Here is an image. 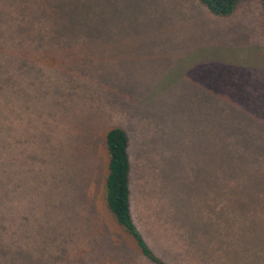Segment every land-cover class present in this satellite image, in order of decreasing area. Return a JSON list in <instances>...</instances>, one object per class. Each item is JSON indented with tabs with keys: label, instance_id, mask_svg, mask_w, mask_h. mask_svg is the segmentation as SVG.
Returning <instances> with one entry per match:
<instances>
[{
	"label": "rangeland",
	"instance_id": "374dc122",
	"mask_svg": "<svg viewBox=\"0 0 264 264\" xmlns=\"http://www.w3.org/2000/svg\"><path fill=\"white\" fill-rule=\"evenodd\" d=\"M1 105L0 264H154L105 206L115 126L161 264H264L259 0H0Z\"/></svg>",
	"mask_w": 264,
	"mask_h": 264
},
{
	"label": "trees",
	"instance_id": "16d2710c",
	"mask_svg": "<svg viewBox=\"0 0 264 264\" xmlns=\"http://www.w3.org/2000/svg\"><path fill=\"white\" fill-rule=\"evenodd\" d=\"M211 14L227 16L233 12L240 0H197ZM264 11V0H259ZM2 117V105L0 106ZM6 134L0 130V160L3 157V136ZM104 148L107 157L106 174L103 182V197L105 206L113 220L125 233L131 236L138 247L139 252L150 258L154 264H161L144 242L140 232L134 226L130 213V173L131 163L128 155V137L121 127H110L104 134ZM0 170H2L0 168Z\"/></svg>",
	"mask_w": 264,
	"mask_h": 264
},
{
	"label": "crops",
	"instance_id": "0c3cea01",
	"mask_svg": "<svg viewBox=\"0 0 264 264\" xmlns=\"http://www.w3.org/2000/svg\"><path fill=\"white\" fill-rule=\"evenodd\" d=\"M130 213H131V218L133 219V214H134V211H133V208L131 209V201H130ZM135 219V218H134ZM142 220V219H141ZM223 223V222H222ZM221 223V224H222ZM152 224H153V229H155L156 231H159V230H163V231H167L168 229H171L173 232L175 233H178L182 236H185V235H188L190 238L192 237V232H189L187 227H176V226H172L170 225V223L168 222L167 220V217L165 218H159V219H156L155 217L152 218ZM220 225V224H219ZM139 231V230H138ZM140 234L142 232L143 236H144V233H146V236L150 233V227L147 226L145 232H143V230L141 229V231H139ZM128 235V234H127ZM212 237V235H211ZM145 238V236H144ZM145 243L147 244V246L149 245L148 242L145 241ZM196 243V242H195ZM190 245V247H189ZM193 244L191 242L188 243H183V246H182V249H181V252H180V255H181V258L184 259L185 261H188L186 259H188V257L186 255H184L182 253V250L184 249H190V250H194V247L195 246H192ZM197 246V244H196ZM149 247V246H148ZM198 248V247H196ZM150 249V247H149ZM201 249V248H200ZM151 250V249H150ZM152 253L157 257L159 258L161 261H163V259L161 257H159V250L158 248L155 246L154 250H151ZM198 261V259H195V260H190V262H184V264H196V262ZM169 264H174L173 262H169Z\"/></svg>",
	"mask_w": 264,
	"mask_h": 264
}]
</instances>
